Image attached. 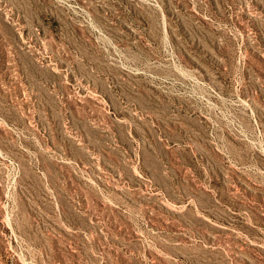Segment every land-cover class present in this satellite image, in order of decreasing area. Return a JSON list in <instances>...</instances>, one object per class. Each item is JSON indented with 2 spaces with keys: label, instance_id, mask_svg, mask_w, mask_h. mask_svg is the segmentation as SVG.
Segmentation results:
<instances>
[{
  "label": "rangeland",
  "instance_id": "1",
  "mask_svg": "<svg viewBox=\"0 0 264 264\" xmlns=\"http://www.w3.org/2000/svg\"><path fill=\"white\" fill-rule=\"evenodd\" d=\"M0 264H264V0H0Z\"/></svg>",
  "mask_w": 264,
  "mask_h": 264
}]
</instances>
